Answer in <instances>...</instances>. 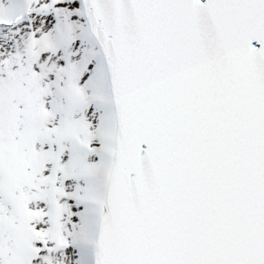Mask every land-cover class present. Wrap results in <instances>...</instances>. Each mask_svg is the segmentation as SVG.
Here are the masks:
<instances>
[{
    "label": "snow or ice",
    "instance_id": "1",
    "mask_svg": "<svg viewBox=\"0 0 264 264\" xmlns=\"http://www.w3.org/2000/svg\"><path fill=\"white\" fill-rule=\"evenodd\" d=\"M0 264H264V0H0Z\"/></svg>",
    "mask_w": 264,
    "mask_h": 264
}]
</instances>
